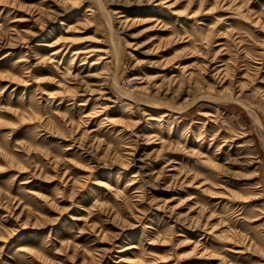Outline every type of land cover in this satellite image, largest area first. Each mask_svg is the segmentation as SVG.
<instances>
[{
  "label": "rangeland",
  "instance_id": "1",
  "mask_svg": "<svg viewBox=\"0 0 264 264\" xmlns=\"http://www.w3.org/2000/svg\"><path fill=\"white\" fill-rule=\"evenodd\" d=\"M0 264H264V0H0Z\"/></svg>",
  "mask_w": 264,
  "mask_h": 264
},
{
  "label": "bare ground",
  "instance_id": "2",
  "mask_svg": "<svg viewBox=\"0 0 264 264\" xmlns=\"http://www.w3.org/2000/svg\"><path fill=\"white\" fill-rule=\"evenodd\" d=\"M119 17H126V14H124V13H122ZM66 51V50H65ZM59 51L58 50H55V51H52V55H57V53H58ZM65 53V52H64ZM76 55H79V54H85L86 53V50H84V49H78L76 52ZM75 58V57H74ZM104 59H107L106 57L104 58ZM83 63H85V62H83ZM92 63V65H96L98 62L96 61H93V62H91ZM138 78V77H137ZM135 79V78H134ZM131 96V95H130ZM133 99V98H132ZM88 115V114H87ZM167 115V113H164V114H162V116H166ZM130 186H133V185H135V183L134 182H131L130 184H129ZM134 248H136V245H134V244H130L129 246H127V247H125L124 248V251H126V250H132V249H134ZM124 258H121V260H123Z\"/></svg>",
  "mask_w": 264,
  "mask_h": 264
}]
</instances>
